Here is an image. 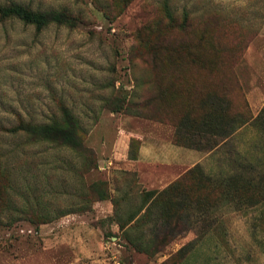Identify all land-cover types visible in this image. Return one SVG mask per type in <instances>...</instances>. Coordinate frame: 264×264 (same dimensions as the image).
<instances>
[{
	"label": "rangeland",
	"instance_id": "obj_1",
	"mask_svg": "<svg viewBox=\"0 0 264 264\" xmlns=\"http://www.w3.org/2000/svg\"><path fill=\"white\" fill-rule=\"evenodd\" d=\"M163 1L133 0L125 8L113 1L111 15L105 17L92 0H0V4H20L33 11H66L79 18L74 28L51 24L40 32L17 20L0 23V127L14 126L16 115L35 127L29 134L0 132V155L12 175L9 192L0 176V264L73 262L72 249H62L64 260L55 253L57 248L52 250L58 246L54 238L64 234L58 224L75 223L77 214L90 224L107 222L109 218L103 217L96 221L91 212L96 203L92 188L109 194L123 186L141 190L135 172L127 171L123 132L135 142L138 134L165 138L170 127L189 126L192 141L205 149L225 137L205 131L203 122L210 107L203 106L206 97L198 87L219 78L248 81V49L264 52V0H166L179 26L186 12L195 28L209 36L211 19L220 21L214 40L217 51L221 50L218 57L210 45L195 48V38L191 45L193 38L176 27L168 34L175 48L169 62L143 47L157 43V32L167 25ZM196 50L203 52L201 63L186 54ZM208 61L218 67H199ZM244 93L229 96L225 106L231 110L236 105L246 120L244 112L249 108ZM214 102L219 110L220 99ZM63 108L79 121L82 132L76 131L77 136L93 156L83 149L44 141L51 138L50 125ZM259 119L230 126L234 131L242 129L236 135L233 131L213 158L216 168H209V173L215 185L239 176L245 180L238 177L236 188L245 182L264 195V114ZM64 127H73L72 121ZM235 182L231 180L230 187ZM6 195L16 212L2 211ZM263 208L264 201L243 214L252 242L258 245V240H264ZM41 216L50 219L45 234L40 231L45 224H34ZM145 258L138 263L157 260ZM246 259L242 264L253 261ZM81 264L92 263L83 256Z\"/></svg>",
	"mask_w": 264,
	"mask_h": 264
},
{
	"label": "crops",
	"instance_id": "obj_2",
	"mask_svg": "<svg viewBox=\"0 0 264 264\" xmlns=\"http://www.w3.org/2000/svg\"><path fill=\"white\" fill-rule=\"evenodd\" d=\"M248 51L251 54L250 77L247 82L239 77L252 116L244 126L259 122V115L264 108V52L253 51V47ZM170 128L169 136L165 138L152 134H130L137 136L139 146L136 160H126L130 165L127 171L135 172L136 184L141 185V190L129 189L126 184L127 188L123 186L112 191L110 199L97 201L91 211L96 221L102 217L110 218L114 213V201L115 220L90 224L81 220L83 214H77L73 215L75 223L70 225L61 221L58 224L64 234L60 237L59 233L54 238L58 246L52 250L57 248L55 253H59L62 260L65 255V250L62 249L70 248L74 255L73 262L65 264H81L83 256L88 257L92 264H139L138 260L146 259L145 257H155L157 260L153 264H162L184 247L187 252L178 264H242L246 258L253 260L250 264H264V240H258L259 245L252 242L251 229L243 215L258 207L264 199L248 203L238 200L240 191L222 189L217 192L220 199L213 200L215 204L210 206L204 198L208 197V192L197 190L189 194L196 199L188 202L184 209L177 210L178 213L169 222V226L158 217L160 210L155 207L147 216L141 218L144 208L130 219V214L139 208V195L142 191L162 192L195 166L201 167L204 175L211 178L213 175L209 173V168H216L213 161L215 154L228 140L227 138L212 150L203 152L175 144V128ZM241 129L237 128L233 135ZM127 134L129 133L123 132V136L127 137L126 152L130 141ZM227 194L233 198L229 203H226ZM262 210L263 213L264 208ZM48 226L49 224H45L41 227L42 234L48 231ZM170 233L171 239L168 238ZM163 238L169 241L152 256L138 252L134 247L135 244L140 246L149 242L159 243ZM49 241L47 239L48 245Z\"/></svg>",
	"mask_w": 264,
	"mask_h": 264
},
{
	"label": "trees",
	"instance_id": "obj_3",
	"mask_svg": "<svg viewBox=\"0 0 264 264\" xmlns=\"http://www.w3.org/2000/svg\"><path fill=\"white\" fill-rule=\"evenodd\" d=\"M115 3V5L120 7H127L131 1L133 0H92L95 7H97L99 10L103 12L105 17H109L111 15L110 13V2ZM109 2V3H108ZM112 7V6H111ZM161 9L164 14V17L167 20V25L164 27L163 31H158L159 34L157 37L158 41L157 43H145L144 49L147 51H150L153 54V57H157L159 54H162L161 59L169 62L171 61L173 57V53L175 52V48L172 46V39L171 35H168L169 32L178 27L180 30L184 31L188 38L192 40L194 43L195 38V48H204L203 45L209 46L213 48L214 50V56L218 57L221 50L217 51V46L214 42L215 39L218 38L217 36V26H219L220 21L219 18L215 20L214 18L211 19L210 27L213 28V32L208 36L205 30H200L198 28H195L193 23L189 20V17L187 16V13L184 12L183 19L181 21V26H179L176 22L174 12L171 8V5L168 1H163L161 4ZM215 16V15H214ZM115 17V16H114ZM215 17H218L217 15ZM113 18V17H110ZM9 20H17L25 25H32L34 26L35 30L37 32H40L47 28L51 24H56L59 26H67L69 28H74L79 23V18L76 16H73L66 11H51V12H40V11H33L30 8L20 5V4H0V23H4ZM192 29L193 32L189 31ZM198 45V46H197ZM192 47V46H190ZM186 54L191 55L192 57H195L193 59L194 63H201V60H203V52L200 53V51L196 50V52L192 51V54L190 51ZM214 62L208 61L204 64H201L199 66L200 68H203L204 70L210 69L213 70L217 68L218 66H215L213 64ZM173 84V83H172ZM226 86L228 89L225 90L222 86ZM219 86V90L217 94L215 91H217ZM242 86L238 79H228L223 80L221 78L217 79L216 81L208 80L207 83L202 82L200 83V86L198 87V90L204 93V96L206 99L204 100L205 107H210V109L206 112L205 121L203 124H205V130L207 133L210 134H221L222 136L225 135V137L220 139L219 142H214V144L211 147L203 148L199 144H195L192 141V135L189 134L188 131H190L191 127L189 126H178L175 127V134L173 137V142L177 145H183L186 147L194 148L199 151H209L215 148L218 143L222 142L223 140L227 139L232 132L234 131V128H230V126L238 121L243 122L242 124L248 123L251 120V112L250 109L246 112H244L246 116V120L243 119V112L240 110V108H237L236 105L233 109H227L225 104H229L227 102V98L229 96L232 98H235L236 95L242 97ZM227 92V93H226ZM222 95V96H219ZM216 96V97H215ZM220 99L219 103V110L215 109V99ZM243 98L245 102L247 103V100L245 99V93L243 95ZM231 100V99H230ZM234 102V100L232 101ZM222 104V105H221ZM224 104V105H223ZM248 104V103H247ZM246 108H249V105H246ZM115 111H120L119 109H116ZM264 114V108L261 110V113L259 115V118L262 117ZM17 122L14 126L11 127H0V132L7 133V134H29L32 130L35 129V127L30 122H24L23 119L16 115ZM68 120L72 121L73 127H69V129H65L64 125H67ZM186 119H184L185 121ZM69 125V124H68ZM186 125V124H184ZM71 126V125H70ZM52 128L51 132V138L44 139V141H48L51 143L58 144L60 146H64L66 148H69L71 150H80L83 149V144L81 140L78 138L76 131H81L82 128L79 123V121L72 116V114L67 111L65 108L61 111L60 115L54 118L53 123L50 125ZM229 129L231 130L229 132ZM229 132V133H228ZM228 133V134H227ZM135 146V147H134ZM139 146V140H133L130 139L128 149H127V159L129 160H136L137 158V151ZM85 152L88 153L89 156H93V152L85 148L83 149ZM2 155H0V176L2 177V180L6 184V189L9 192L12 186V175L10 173V170L6 165L3 164L2 161ZM239 177V176H238ZM236 176H233V179L230 180H222L216 185L212 182V179L210 177H206L204 175V171L199 166H195L193 169L189 170L186 174H184L182 177H180L178 180L174 181L172 184H170L164 191L158 192V191H142L139 195L140 198V204L139 208L136 212H133L130 214V219H133L136 215L140 213L141 210L145 208L144 214L141 216H147L152 208L159 209L160 212H158V217L163 220L164 223H166L168 226L170 225V221L173 217L176 216L178 213L177 210H182L188 205V202L195 200V197H190L189 194H192L193 192L197 190H205L208 192V197H204L208 200V204L210 206H213L215 203L213 200L218 201L220 199L219 196H217L218 190H236L240 191V196L238 197V200H245L248 203H257L260 202L262 199H264V195L262 194L261 190H259L257 187H254L253 185H250L249 183H240V188H236V182L235 180L238 179ZM233 180L235 184H233V187H230L229 182ZM245 180L243 178L239 177V181ZM93 191H95L96 199L95 201H103L110 199V194L107 192V190L103 191L101 189L92 188ZM188 194V195H187ZM260 196V197H259ZM6 200H2L1 204L5 205L4 209L2 211H8L9 213L15 211V209H12L11 202L7 199L9 196H4ZM177 199H180V201H177ZM189 199L187 202L184 200ZM226 199H229V196L227 194ZM183 200V201H181ZM241 202V201H240ZM243 202V201H242ZM114 204V213L109 218V220H115L116 217V211H115V202ZM38 220V222L34 223L37 225L47 224L50 222V219L41 216ZM172 235L170 233L169 239H171ZM169 241L168 239L163 238L161 242H149L145 243L143 245L138 246V244H135L134 247L136 251L145 253L148 256H152L155 253L159 251L160 248L164 247ZM187 252V248H182L178 253L170 257L168 260H166L162 264H178L184 255Z\"/></svg>",
	"mask_w": 264,
	"mask_h": 264
}]
</instances>
